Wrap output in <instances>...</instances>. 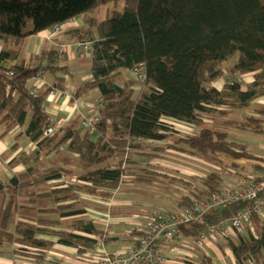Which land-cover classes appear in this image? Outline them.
Wrapping results in <instances>:
<instances>
[{
	"label": "trees",
	"instance_id": "obj_1",
	"mask_svg": "<svg viewBox=\"0 0 264 264\" xmlns=\"http://www.w3.org/2000/svg\"><path fill=\"white\" fill-rule=\"evenodd\" d=\"M108 3H114L115 10L105 20L89 18L85 28L70 31L80 42L93 43L92 78L76 90L73 100L91 90L98 91L103 117L97 132H86L82 118L76 117L47 136L51 118L44 104L52 91H65V79L59 75L69 74V56L66 51L44 50L28 63L19 61L22 48L29 38ZM0 42L2 137L20 127L24 132L18 133L12 150L18 149L24 137L38 148L32 155L22 154L10 162L24 164L25 171L7 182L0 175V249L17 245L22 255H33L32 249L40 257L55 243L84 254L96 247L98 239L106 244L115 242L116 238L106 235L92 220L73 219L68 224L70 232L60 228L64 225L61 220L86 213L81 193L109 198L123 185L126 175H137L135 181L142 186L153 185L159 177L171 180L150 170L138 174L131 170L132 155H149L146 147L155 142L171 141L170 148L209 163L222 164L219 155L235 161L245 158L264 162L248 143L231 139L227 131L205 123L217 114H227L226 107L247 110L264 97V0H0ZM236 56L231 74L251 75L252 81H229L222 90L215 88L213 84L226 74L223 64ZM5 61L9 66L3 65ZM142 63L145 80L135 82L128 73ZM42 73L52 76L53 83L32 96L34 87L29 83ZM137 84H142V91L136 98ZM260 113L264 114V108ZM166 120L197 130L182 137L173 133ZM240 128L264 135V118L246 117ZM52 153L56 156L51 161L54 167L44 170L41 158ZM70 153L79 158L77 165L67 160ZM66 166L81 169L76 182L50 185L74 175ZM232 166L239 174L238 169L260 172L249 180L264 173V167L257 164L249 168L235 163ZM224 181L222 173L213 172L200 186L187 184L189 193L175 197L176 205L183 209L204 201L218 192ZM247 209H252L249 201L212 209L202 221L181 226L180 236L195 239L207 228ZM227 245L238 264H264V220L252 214L244 233L235 240L227 238ZM201 264L211 263L202 256Z\"/></svg>",
	"mask_w": 264,
	"mask_h": 264
},
{
	"label": "crops",
	"instance_id": "obj_2",
	"mask_svg": "<svg viewBox=\"0 0 264 264\" xmlns=\"http://www.w3.org/2000/svg\"><path fill=\"white\" fill-rule=\"evenodd\" d=\"M85 25H86L85 22H82L80 18L67 23L68 26L67 30L58 36L51 37L49 35V31H45L37 36H34V40L30 48L31 53L29 59L31 60L32 56L38 55L42 53L44 50H51V49L66 51L69 56L68 61H74L77 58L83 56L79 52H77L76 50L77 41L73 37L74 36L73 33L70 31L85 28ZM1 49H2V43L0 42V51ZM19 61H26V58H22V54H21ZM29 61L26 62L29 63ZM69 71L70 72L67 75L64 74L59 75V77H63L65 79L66 82L65 91L62 92L59 90H55L56 91L55 95L51 96L49 94L44 104L45 112L51 118L52 121L51 124H54L57 128L66 127L77 116H81L82 118L83 114H87V111H85V107L89 105L90 106L94 105L92 102H90V100L88 101L84 100L83 99L84 97H81L78 100H73V95L76 92V90L85 81H88L92 78L91 73L89 72L85 73L83 76L84 78L83 82L78 83L77 81H74L72 79L71 75L73 73L71 72V70ZM128 77L132 79L131 73H128ZM53 79L54 78L52 76L48 74H44L40 78L38 77L36 79H33L31 81L32 82L31 87H38L39 90H41L46 85L48 86L52 85ZM99 100H100V96H99ZM4 131H5L4 126H1L0 127V175L2 180L4 182H7L14 175L11 174V171L14 173H21L26 169V166L22 163H19L17 165H11L10 162L15 158H19L22 154L30 156L34 152H36L38 148L35 143L31 142L28 138L24 137L21 141H19L18 149L13 151L12 147L17 142L16 136L20 131L24 132V129L21 130L20 127H16L15 129L11 130L8 133V135L2 137ZM53 155L54 153H52L49 156H42L41 162L44 170H48L54 167L51 163V161H54ZM75 156L77 157L76 154H74V157ZM48 157L50 160L48 159ZM74 157L71 158L66 156L67 159L76 161V158ZM66 168L68 167L66 166ZM4 176H8L9 179L5 180ZM65 178H66L65 183L69 184L76 182L75 178H70L69 176ZM62 181H52L49 184L50 185L58 184L61 183ZM138 186L140 189L138 192L139 193L142 192L145 194H152L154 191L153 189L159 190L158 188L164 187V186L163 187L156 186V184L149 186H142V185H138ZM117 191H119V189ZM148 192H152V193H148ZM167 192H168L167 194H163V196L166 198L164 203L170 204V206L168 205L162 206L153 203H143L142 206L130 200L114 201L113 199L112 200L110 199L107 202H104L105 204L111 206L122 205V203L130 204L131 202H133L131 206L139 205L140 207H138L139 208L138 212H135V210H130L127 212L129 214L128 215L129 217L128 216L124 217V215H122V217H119L118 219H114L109 212L102 211L97 208H90L84 206L86 208V213L83 216L68 218L70 222L73 219L86 218L92 220L97 226H99L106 233V235L112 238H116L115 242L106 244L102 242V240L98 239V243L96 247L93 250H89L84 254L79 253L78 250L75 248L67 247L55 243L54 247L51 250L40 253L39 254L40 257L35 255L34 252L37 251L32 249H30V251L31 253H33V255H26V256L22 255L21 253L17 252L16 249L17 245H15L14 246L15 248L5 247L0 249V264H93L95 261H97L99 257L112 254L119 250H124L125 248H127V246L134 244L136 242V239L139 237L141 233H140V228L137 227L134 223L137 222L136 220L137 216H143L139 213H144L147 210L153 211L154 208H157L159 206L169 208L172 210L176 209L175 211L181 210L182 208L179 206H175L174 203L175 201L174 198L175 197L179 198L180 196H177L176 193H173L168 190ZM84 196L82 195V197ZM143 200H147V198L143 197ZM84 201L85 198L82 199V202L86 203ZM96 201H100V203L103 202L101 200H96ZM2 203H3V197H0V207ZM149 214L150 213H148L147 215ZM62 220L66 221L67 219H62ZM70 222L63 223L64 225L60 228L70 232L71 229H69L68 227V224ZM122 225H127L128 227L126 226V229H124L122 228ZM129 227H130V231L127 233L128 234L127 236H122L119 234V232L123 233L126 230H128ZM60 228L58 227L57 230H61ZM183 238L184 237L182 236H178L173 242L169 244H164L162 246V251L166 254V257L168 258L167 264H201L202 256H206L211 264H238L234 253L227 245V239L220 240L218 242L214 241L208 246H204L201 248L198 247L190 250L183 247L181 243L183 241ZM45 239H50L54 242H57L58 240L57 238L53 239L50 237H45Z\"/></svg>",
	"mask_w": 264,
	"mask_h": 264
},
{
	"label": "rangeland",
	"instance_id": "obj_3",
	"mask_svg": "<svg viewBox=\"0 0 264 264\" xmlns=\"http://www.w3.org/2000/svg\"><path fill=\"white\" fill-rule=\"evenodd\" d=\"M113 10H115V4L114 3H108L107 5H104L103 7H100L98 9H96L94 12L91 13H85L82 17L81 20L82 22H86L87 19L89 18H94L97 21H103L105 20L112 12ZM121 10V9H120ZM91 26V25H90ZM89 25H87L88 29H91ZM75 38V37H74ZM76 39V38H75ZM34 37L29 38L28 40H26L25 45L22 48V58H26V61H29L30 59V53H31V46L33 43ZM77 43L80 42L79 39H76ZM79 52L81 55V57L77 58L74 61H68L66 64L69 66L71 72L73 73L71 75L72 79L74 81H77L78 83L83 82L84 78V74L89 72L91 73V68H92V55H91V51L88 53L82 52V51H77ZM41 54V53H40ZM238 57H234L230 60H228L227 62H225L223 64L224 70L226 72L225 76L216 81L213 86L215 88H218L219 90H222L225 85L227 84V82H229L228 78L229 76H231L230 80L231 81H239L242 82L243 84H247L249 82L252 81V76L248 75L247 77H243V78H239L238 75L233 76L230 72V68L237 63ZM29 63H32L31 60L29 61ZM124 75H126V73H124ZM224 81V82H223ZM31 81L29 83V85H31ZM137 87V88H136ZM135 87V97L137 98L140 94V92L142 91V84H137V86ZM83 99L88 101L90 100V102H92L94 105L92 106H87L85 107V111L90 112L91 110H94L95 108L99 107V93L97 90H91L88 93H85L83 95ZM264 108V97L259 98L258 100H256L252 106L250 108H248L247 110H237L234 108H230V107H226V110H228L227 114H217L216 116H214L212 119H208L210 120L209 122H205L207 125H210L212 127H215L219 130L222 131H227L230 136L231 139H234L236 141L239 142H243V143H248L250 149L254 152V154H256L258 157L264 158V135H260V134H256L253 132H248L245 130H242L240 128V125L243 124V121L246 117L249 116H255V117H261L264 118V114L260 113V109ZM81 119V116H77ZM167 123H169L172 127H173V133L179 136H186L187 134H192L194 133V131L196 132L197 128L195 127H189L183 123L177 122V121H173V120H166ZM52 123V121H51ZM50 126H53L54 128H56V126L54 124H50ZM93 139H97V136H92ZM151 143V142H150ZM108 142L105 143V145H107ZM171 144V141H162V142H155L152 143V146H147L146 150L147 152H149V155L147 156H136V155H132V159L134 162V166H132L133 169H131L132 171L136 172V174H138L139 172H141L142 170H150L153 171L157 174H161V175H167L168 177L171 178V180H163L160 177L154 179V184H156V186H164L168 191H171L173 193H176L177 196H185L186 194L189 193L190 191V186H188L189 184L193 185L194 187L196 186H200L201 185V181L203 179H205L210 173L213 172H220L222 173L225 181V185L228 187H236L235 186V182L236 181H247L249 180L251 177H254V175H258L260 172H253L254 169H251V172L249 173V171H244L242 169H238L240 170L241 174L234 172L235 170L237 171V168H235L234 166H232L234 163L238 164L240 167H247L249 168L250 166H252L253 164H257L256 162H253L252 160H248V159H240L238 161H235L231 158L225 157L223 155H219V157L221 158V162L222 164H217V163H209L205 160H203L202 158L192 155L190 153L187 152H182L179 151L177 149L174 148H170L169 145ZM64 152V151H63ZM68 155V154H67ZM54 159H56V156L53 155ZM68 157L73 158L74 154L70 153ZM76 158V161H72L77 165L79 158L78 157H74ZM49 159V157H48ZM50 160V159H49ZM68 160V159H67ZM258 161V160H257ZM258 165V164H257ZM260 166V165H259ZM69 169H72L74 172V175L70 178H76L80 173H81V169H79L76 166H67ZM11 174L15 175L17 173H14L11 171ZM172 175V176H171ZM136 177L137 175L133 176V175H126L125 179H124V183L123 185L120 187L119 191H114L111 195V197L109 198H104L102 196L99 195H91L88 193H81L80 197H81V201L83 198H85L86 203H83L84 206L90 207V208H97L100 209L102 211H106L109 212L110 215L114 218V219H118L119 217H122V215L128 216L129 214L127 213L130 210H135V212L139 211L140 207L139 205L143 206V203H153V204H159L162 206L168 205L170 206V204H165L164 201L166 200V198L163 196V194H167V190L163 187V188H158L159 190L153 189V193L152 192H148V193H152V194H145V193H139L138 191L139 186L137 185L138 183H136ZM4 179L7 180L9 179L8 176H4ZM65 177L63 178V181L61 182L62 184L65 183ZM59 184V183H58ZM66 184V183H65ZM68 184V183H67ZM72 184V183H69ZM153 184V182H152ZM188 184V185H187ZM56 184H53L52 186H55ZM162 190V191H161ZM170 192V193H171ZM158 195H157V194ZM139 194V195H138ZM162 194V195H160ZM82 195L84 197H82ZM137 197V198H136ZM140 197V198H138ZM144 198H147V200H143ZM130 200V201H134L139 205H135V206H131V204H133V202H131L130 204L128 203H122V205H107L104 202H107L108 200ZM141 199V200H139ZM96 200H101L103 202L100 203V201H96ZM175 206L178 202L175 199L174 201ZM158 205V206H159ZM98 206V207H97ZM111 206V207H110ZM126 206V207H124ZM128 206V207H127ZM130 206V207H129ZM123 207V208H122ZM128 208V209H125ZM175 209V208H174ZM176 210V209H175ZM144 211V210H143ZM152 211H145L144 213H139L141 215H147L148 213H151ZM131 216V214H130ZM53 217L55 218H59L58 215H54ZM129 217V216H128ZM62 223L65 222H70L68 219L66 221L62 220ZM127 225H122V228L126 229ZM128 227V226H127ZM132 228V227H131ZM130 231V227L128 230H126L123 233H120V235L122 236H127L128 232ZM141 235V234H140ZM139 235V236H140ZM50 238H57V237H50ZM58 239V238H57Z\"/></svg>",
	"mask_w": 264,
	"mask_h": 264
},
{
	"label": "built area",
	"instance_id": "obj_4",
	"mask_svg": "<svg viewBox=\"0 0 264 264\" xmlns=\"http://www.w3.org/2000/svg\"><path fill=\"white\" fill-rule=\"evenodd\" d=\"M67 28V24L56 26L49 31V35L51 37L58 36L65 32ZM92 46V42H78L76 50L88 53L91 51ZM3 65L9 66V62H3ZM43 75L44 73L39 78ZM131 75L135 82L143 83L145 80V64L142 63L134 68ZM230 78L231 76H229L228 80L231 82ZM240 78L243 77L239 76L238 80ZM38 91L39 88L34 87L31 95L37 96ZM55 93L56 91H52L50 95L54 96ZM99 103L98 108L83 114L81 120L82 127L91 135L97 132V124L103 117L100 110L102 103ZM209 121L205 119V122ZM185 125L193 127L188 124ZM54 132L55 128L53 126L47 127V136L54 134ZM255 162L264 167V162ZM242 201L251 202L252 209L244 210L231 220L207 228L195 239L183 238L181 242L183 247L191 250L208 246L214 241L218 242L227 238L235 240L239 234L244 233L246 226L250 224L252 214L264 220V173L257 179L238 182L236 187L223 185L218 192L213 193L204 201L190 207H184L179 211L159 206L154 208L149 215L137 216V222L134 224L140 228L141 235L136 239V242L127 246L124 250L99 257L93 264H167L168 258L162 251V246L173 242L180 236L181 226L202 221L205 214L212 209L225 208Z\"/></svg>",
	"mask_w": 264,
	"mask_h": 264
}]
</instances>
